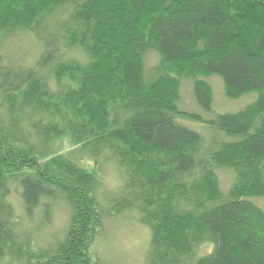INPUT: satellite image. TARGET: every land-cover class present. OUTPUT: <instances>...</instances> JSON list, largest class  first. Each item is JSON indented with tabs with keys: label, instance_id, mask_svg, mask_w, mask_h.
Here are the masks:
<instances>
[{
	"label": "trees",
	"instance_id": "16d2710c",
	"mask_svg": "<svg viewBox=\"0 0 264 264\" xmlns=\"http://www.w3.org/2000/svg\"><path fill=\"white\" fill-rule=\"evenodd\" d=\"M19 35L41 54L30 68L0 56V264H98L105 220L128 211L150 230L147 264H264V0H0V40ZM213 76L256 100L212 119L182 110L190 81L211 112ZM84 156L123 185L100 196ZM13 186L30 219L66 204L64 240L19 231Z\"/></svg>",
	"mask_w": 264,
	"mask_h": 264
},
{
	"label": "rangeland",
	"instance_id": "374dc122",
	"mask_svg": "<svg viewBox=\"0 0 264 264\" xmlns=\"http://www.w3.org/2000/svg\"><path fill=\"white\" fill-rule=\"evenodd\" d=\"M40 54L41 46L32 35H19L0 40V56L9 68H30L36 63ZM69 56L71 58L76 56L79 60L86 61L80 52L75 56ZM70 57L68 58L70 59ZM145 64L148 73H150L159 64V57L155 53H149ZM207 81L214 93L211 112H206L197 105L190 81H185L181 89L179 106L182 110L199 114L204 119H212L218 114L239 112L256 100L257 95L254 93L236 100L228 99L225 96L223 82L219 77L213 76ZM183 123L205 137L212 133L208 126L201 123L187 121H183ZM83 165L100 179L101 187L98 192L100 196L102 194L106 196L107 192L109 194L114 192L124 183L121 173L111 164L102 166L84 156ZM219 178L222 189L225 192L228 191L232 182V174L227 170H222L219 172ZM10 201L20 222L19 231L31 232L39 246L49 247V245L64 240L70 215L66 204L56 201L51 222L44 223L40 218L41 209L35 211L32 219L26 216L21 199V189L18 186H13ZM255 203L264 210V199L255 200ZM150 239V230L141 224L138 213L128 211L105 220L103 232L95 241L92 252L98 259V264H147ZM209 249H211V245H205L201 247L199 254L204 255Z\"/></svg>",
	"mask_w": 264,
	"mask_h": 264
}]
</instances>
